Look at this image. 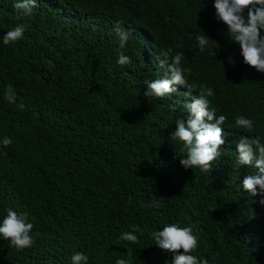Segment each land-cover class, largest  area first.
<instances>
[{"label": "trees", "instance_id": "trees-1", "mask_svg": "<svg viewBox=\"0 0 264 264\" xmlns=\"http://www.w3.org/2000/svg\"><path fill=\"white\" fill-rule=\"evenodd\" d=\"M15 2L0 0V37L26 25L18 42L0 40V140L13 141L0 145V222L9 208L27 213L35 244L18 252L0 238V264H71L77 252L88 264H171L151 236L170 223L192 229L202 264H264V206L239 186L256 169L231 166L240 135L264 141V73L244 64L214 0H37L23 17ZM117 24L131 30L124 49ZM198 35L211 39L204 52ZM168 48L228 117L211 172L182 168L183 146L170 138L187 89L143 95L163 77L156 57ZM121 51L131 64L117 63ZM237 115L254 121L252 133L235 127ZM134 227L139 243L119 241Z\"/></svg>", "mask_w": 264, "mask_h": 264}, {"label": "clouds", "instance_id": "clouds-1", "mask_svg": "<svg viewBox=\"0 0 264 264\" xmlns=\"http://www.w3.org/2000/svg\"><path fill=\"white\" fill-rule=\"evenodd\" d=\"M215 18L226 25V33L230 41L239 45L240 55L245 65L257 72L264 73V0H214ZM37 7V0H16L13 4L18 17L31 16ZM26 25L18 24L5 35L0 37L4 45H10L23 39ZM114 33L118 38L119 49H124L130 39L131 30L120 27L117 24ZM198 48L204 52L209 40L206 35H198ZM173 53V49L162 50L156 57L160 68L165 69L162 78L145 81L147 90L145 97L163 99L178 91L177 86H183L187 91L184 95L190 97L191 102L184 104L187 115L176 119V130L170 138L182 144L184 158H180L179 164L185 170L199 169L202 173L211 172L213 162L221 155L225 140L223 137V125L228 117L217 115L218 109L211 106L209 97H214V89L196 83L189 84L187 75L191 74V68L181 66L184 58L183 52ZM117 63L121 66L131 64V58L121 51ZM199 88L198 97L192 92ZM4 99L10 103H16V93L9 86L4 93ZM20 109L24 108L21 103ZM173 111L174 105L170 106ZM235 127L245 130L246 133L254 131V121L237 115ZM12 139L5 136L0 140V145L7 148L12 144ZM236 144V158L233 168L241 169L242 166L256 169L254 174H245L239 184L243 193L249 198L259 195V204L264 206V141L260 136L251 137L240 135L233 141ZM153 205L158 207L156 195L152 196ZM132 197H129L131 202ZM34 225L28 221L27 213H17L9 208L7 214L0 222V238L9 241V246L20 252L31 248L35 244L31 231ZM138 228L122 233L118 239L121 242L139 243V237L135 234ZM155 245L168 252L172 256L171 264H202L199 258L193 255L198 249V238L190 227H180L178 223L166 224L162 230L151 233ZM182 250V251H181ZM255 251V249H254ZM88 256L83 252H77L71 257V264H88ZM115 264H128L123 258H117Z\"/></svg>", "mask_w": 264, "mask_h": 264}]
</instances>
